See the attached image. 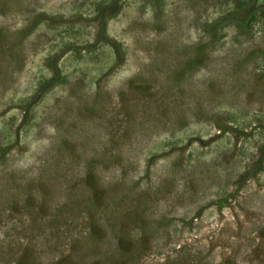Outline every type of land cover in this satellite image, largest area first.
<instances>
[{
  "label": "rangeland",
  "instance_id": "obj_1",
  "mask_svg": "<svg viewBox=\"0 0 264 264\" xmlns=\"http://www.w3.org/2000/svg\"><path fill=\"white\" fill-rule=\"evenodd\" d=\"M0 264H264V0H0Z\"/></svg>",
  "mask_w": 264,
  "mask_h": 264
}]
</instances>
